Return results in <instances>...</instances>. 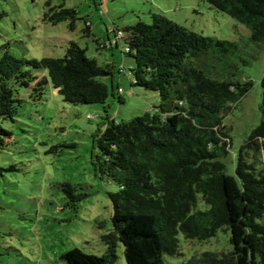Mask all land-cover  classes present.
<instances>
[{
  "label": "trees",
  "instance_id": "obj_1",
  "mask_svg": "<svg viewBox=\"0 0 264 264\" xmlns=\"http://www.w3.org/2000/svg\"><path fill=\"white\" fill-rule=\"evenodd\" d=\"M204 1L245 25L252 42H264V0ZM46 4V21L76 29L75 9ZM85 24V34L92 35L91 24ZM113 31L124 33L125 53L134 59L132 85L160 97L154 111L128 121H117L107 110L109 87L100 78L113 76L115 66L100 65L76 42L59 58L28 60L6 49L0 59L1 120L14 121L22 104L19 88L43 100L53 87L65 102L102 104L107 112L104 128L94 135L92 164L118 188L109 194L113 230L104 236L109 247L104 255L73 248L63 259L113 264L120 241L126 264H166V255L181 253L179 235L206 241L224 230L230 231L231 250H206L181 264H264V96L263 119L239 149L234 174L224 161L231 144L224 118L253 85L238 79L233 58L239 45L189 30L163 14H152V23ZM96 41L103 48L112 44ZM0 134L2 146L10 133L0 125Z\"/></svg>",
  "mask_w": 264,
  "mask_h": 264
},
{
  "label": "rangeland",
  "instance_id": "obj_2",
  "mask_svg": "<svg viewBox=\"0 0 264 264\" xmlns=\"http://www.w3.org/2000/svg\"><path fill=\"white\" fill-rule=\"evenodd\" d=\"M47 1L75 9L76 29L71 30L69 22L46 21ZM152 14L239 45L232 57L238 79L253 85L224 118L231 136L224 161L227 172L234 174L239 149L263 119L264 42H252L245 25L204 0H0V59L6 49L28 60L59 58L76 42L100 65L115 66L113 76L100 78L109 87L107 110L117 121H128L154 111L160 97L132 85L134 59L125 53L124 37L114 43L113 30L139 21L152 23ZM86 20H95L90 36L84 32ZM96 39L112 44L103 48ZM25 68L42 74L31 65ZM18 96L22 104L14 121L0 119L10 133L0 145V264H67L62 256L73 248L104 255L109 247L104 236L113 230L109 194L118 189L92 164L94 135L105 126L104 105L65 102L53 87L46 89L43 100H35L25 88H19ZM80 194L85 196L79 200ZM179 239L181 253L166 255V264H181L206 250L232 249L230 231L220 230L206 241L183 235ZM116 254L113 264H126L120 241Z\"/></svg>",
  "mask_w": 264,
  "mask_h": 264
},
{
  "label": "built area",
  "instance_id": "obj_3",
  "mask_svg": "<svg viewBox=\"0 0 264 264\" xmlns=\"http://www.w3.org/2000/svg\"><path fill=\"white\" fill-rule=\"evenodd\" d=\"M117 37H123L124 36V33L123 32H121V31H119L118 33H117V35H116ZM110 44V43H109ZM126 50L128 51L129 49L128 48H126ZM122 70V69H121ZM119 92H122V89L121 88H119Z\"/></svg>",
  "mask_w": 264,
  "mask_h": 264
},
{
  "label": "crops",
  "instance_id": "obj_4",
  "mask_svg": "<svg viewBox=\"0 0 264 264\" xmlns=\"http://www.w3.org/2000/svg\"><path fill=\"white\" fill-rule=\"evenodd\" d=\"M90 24H91V26H93L94 29H95V20H92V22H91ZM116 42H118V37H117V36L115 37V41H114V43L116 44ZM118 44H119V43H118Z\"/></svg>",
  "mask_w": 264,
  "mask_h": 264
},
{
  "label": "clouds",
  "instance_id": "obj_5",
  "mask_svg": "<svg viewBox=\"0 0 264 264\" xmlns=\"http://www.w3.org/2000/svg\"><path fill=\"white\" fill-rule=\"evenodd\" d=\"M124 69V68H123Z\"/></svg>",
  "mask_w": 264,
  "mask_h": 264
}]
</instances>
